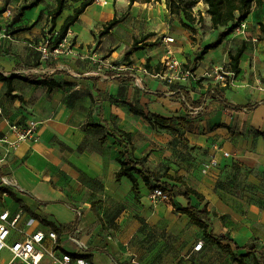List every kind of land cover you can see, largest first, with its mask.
Returning <instances> with one entry per match:
<instances>
[{
	"label": "crops",
	"instance_id": "0c3cea01",
	"mask_svg": "<svg viewBox=\"0 0 264 264\" xmlns=\"http://www.w3.org/2000/svg\"><path fill=\"white\" fill-rule=\"evenodd\" d=\"M107 1L96 0L70 27L69 54L46 61L39 43L57 35L79 3L69 1L55 23L49 11L57 0H41L19 17L8 16L6 9L0 13V75L14 76L12 94L19 96L10 97L0 79V136L8 122H39V140L22 143L0 163V182L17 184L0 183V199L11 198L24 209L18 228L57 232L56 242L45 241L42 264H60L64 254L81 255L91 264H192V255L217 264L213 255L220 249L180 211L189 200L181 194L186 186L169 178L177 175L203 194L199 208L207 206L214 236L264 247V3L245 18L244 32L230 31L232 24L212 27L207 5L197 3L194 9L216 31L205 39L182 25L187 23L182 15L167 10L169 23L147 28L143 35H154L126 57L140 38L133 20L121 19L106 35L99 31L114 16L133 15L139 5L152 3L114 0L105 10ZM9 2L19 6L22 0ZM122 23L126 30L118 32ZM224 33L218 47L207 48ZM123 36L130 40L120 46ZM172 36L174 42L165 40ZM242 46L239 72L226 83L207 75L215 67L230 71L231 54ZM166 58L176 59L193 77L168 82L174 72L166 68ZM217 87H225L227 105L208 96ZM134 110L174 118L175 130L154 128ZM121 132L130 133V140L120 138ZM121 151L141 162L138 167L153 185L171 186L170 199L154 202L139 173H134L137 196L130 179L118 180ZM212 158L217 166L203 173ZM19 238L13 231L10 239ZM199 241L203 246L196 251ZM246 261L253 264L250 257Z\"/></svg>",
	"mask_w": 264,
	"mask_h": 264
},
{
	"label": "trees",
	"instance_id": "16d2710c",
	"mask_svg": "<svg viewBox=\"0 0 264 264\" xmlns=\"http://www.w3.org/2000/svg\"><path fill=\"white\" fill-rule=\"evenodd\" d=\"M41 0H35L31 5H29L25 10L31 9L32 7L38 5ZM69 1H73L79 3V6L74 8L73 14H70L66 17L62 26L60 27L57 35H55L57 40H60L64 36L67 35L70 27L78 20L79 16L85 11V9L93 4L96 0H57L56 6L49 11V16L52 19V23H55L57 17L62 13L66 4ZM130 5H133L135 2L140 3H164L166 9L172 15H182L183 18L189 22V24L182 21V25L190 29L192 32L196 31L194 25L198 22H203V15L201 12H198V16L194 13V7L197 3L203 2L207 5L206 12L210 16L211 25L214 28H218L219 26H228L232 24L230 31L235 29L237 24L249 15L252 8L254 6H260L264 3V0H128ZM121 21L120 18L114 16L111 20L107 21L102 29V35L108 34L111 29L116 26L117 23ZM264 27V24H261ZM154 35L153 33H147L140 38H135L133 40L132 45L126 51V57H129L135 51L144 48V42L150 37ZM227 35V33L221 34L217 37L215 41H213L210 45L207 46L208 49L218 47L223 38ZM245 50V46H242L237 49V51L231 54V62L230 69L234 73L239 72V59L242 53ZM149 67V65H147ZM0 79L7 82V94L16 98L18 95L12 94L13 86L12 81L13 77H5L4 75H0ZM54 85V84H53ZM226 87V86H225ZM225 87L220 88H211L208 90V96H216L220 97L224 104L227 105V101L223 96V92ZM249 109L248 106H245ZM238 109L242 107H236ZM137 114H140L142 117L146 118L154 128L160 129H169L171 131L175 130V125L173 124L174 118L163 117L156 113H145L143 111L134 110ZM179 123L184 122L183 118H178ZM120 138L124 141H129L131 134L128 132L119 133ZM117 160L120 164V169L118 170L116 177L120 180L122 177H126L130 179L133 184V191L137 196L139 193V178H137L134 173H139L140 178L145 183L146 186L152 191L155 188L163 189L168 195L169 199L173 193V188L167 184L161 185H153L150 181V176L146 175L142 169L138 166L141 162L134 161L129 158L128 151H121ZM143 161V160H142ZM170 179H173L177 182L182 183L186 186V191L181 193L185 198L189 200L188 205L180 209V211L186 214L189 217V220L192 224L199 227L202 231V234L208 238V240L215 244L224 254H226L229 259L234 264H248L246 261L247 258H251L253 264H264V247L259 246L257 242H250L244 246H240L234 242L228 240L225 236H214L213 229L211 227L210 222V212L207 209V206L204 205L202 208H199V205L204 201V196L200 192L195 189L188 187L185 181L180 176H172L169 175ZM244 251L240 253V251Z\"/></svg>",
	"mask_w": 264,
	"mask_h": 264
},
{
	"label": "built area",
	"instance_id": "2783aa9c",
	"mask_svg": "<svg viewBox=\"0 0 264 264\" xmlns=\"http://www.w3.org/2000/svg\"><path fill=\"white\" fill-rule=\"evenodd\" d=\"M106 3V1H103ZM7 14H11V10L7 9ZM247 28L246 20L239 22L235 28L236 32H244ZM167 42H174L173 37H166ZM39 51L41 52V59L46 61L50 57H57L60 54H69V44H67V37L64 36L57 40L55 36H46L39 43ZM166 68L172 70L174 75L167 76L168 82L181 77L192 78L193 75L189 70H185L183 65L176 59L166 58ZM233 71H226L222 67H215L207 75H214L219 83H226L227 76H233ZM39 122L33 119L27 120L24 123L8 122V129L0 136V163L7 160L8 155L15 151L22 143L37 142L40 138L39 135ZM229 156L228 152L224 153ZM218 162L212 158L203 169V173H208L209 169L217 166ZM3 186L17 187L14 181L7 178H2L0 182ZM150 198L156 202L158 200H168L169 195L161 188L153 189ZM24 215V209L18 208L16 211L11 212L8 208L0 212V264H42L44 257V244L46 239H52L54 242L58 239L57 232L49 230L47 233L38 230L28 233L23 229H19L18 225ZM19 231L21 238L11 240L13 231ZM74 241H76L74 239ZM77 242V241H76ZM78 243V242H77ZM203 246V241H199L194 250H200ZM4 250L9 254V259H3L2 255ZM60 264H91L86 257L73 256L72 254H64L59 261Z\"/></svg>",
	"mask_w": 264,
	"mask_h": 264
},
{
	"label": "rangeland",
	"instance_id": "374dc122",
	"mask_svg": "<svg viewBox=\"0 0 264 264\" xmlns=\"http://www.w3.org/2000/svg\"><path fill=\"white\" fill-rule=\"evenodd\" d=\"M9 1L10 0H2V2H0V8H1L0 13L2 11H4L5 9L6 10L9 9V10H11V14H10L11 16L19 17L20 11H24L35 0H22V3L19 6L18 5H16V6L10 5ZM103 1H107V0H101L102 3H103ZM107 2H109V4L106 5L105 10H108L109 8L113 7L114 0H111V1L108 0ZM122 4H123L122 1L117 2L118 9H122ZM152 6L153 7H151L149 5H146V6H142V5L140 6L139 5L137 7L139 11L135 10L133 15H130L128 13V14H126V16L121 17L120 19H123V20L131 19V20H133L134 23L131 25L135 28V30H140L138 34H140V37H142L143 33L146 32L147 28H153V30H158V29L162 28L163 26H166L170 21L169 17H168L167 9L163 3H162V6H159L158 3H152ZM15 10H17L16 13L14 12ZM193 10H194V13L198 16L197 9H193ZM199 12L202 13L201 10H199ZM202 15H203V22L202 23L198 22L197 24L194 25V28H197V30L195 32L198 33L201 36V38L205 39L208 36H210V34L216 32V31H212V29L208 26V23H207V20H206L204 14H202ZM124 23H126V22H124ZM187 24H189V22H187ZM125 26L126 25L123 23L121 25H119L117 27L118 32L126 30ZM261 30L263 31V36H264V27L261 26ZM101 32H102V30L99 31V34L102 36ZM151 33L154 34L155 31H153ZM129 40H130V38H126L125 36H123L122 40L119 42L120 43L119 45L120 46L128 45ZM143 46L145 47V43L143 44ZM156 47H157L156 42H152V45L150 46V48L154 49ZM5 207L8 208L10 211L14 212L18 209L19 203L15 202L11 198H5L4 201L0 199V209H3ZM20 226H21V224H19V227ZM9 257L10 256H9L8 252L6 250H4L2 258L7 260V259H9ZM190 261H192V264H208L207 261L204 260V256H201V255H192L190 257ZM213 262H216L217 264H233L232 261L229 259V257L226 254H224L221 250L216 251L214 253ZM250 262H252L251 258H250ZM48 263L49 262H46V260H45V262H43V264H48ZM50 263L53 264L52 262H50ZM168 263H170V262L168 261Z\"/></svg>",
	"mask_w": 264,
	"mask_h": 264
}]
</instances>
